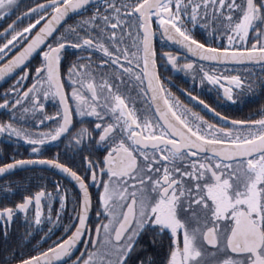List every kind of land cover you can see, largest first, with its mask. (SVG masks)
<instances>
[{
  "label": "snow or ice",
  "instance_id": "obj_1",
  "mask_svg": "<svg viewBox=\"0 0 264 264\" xmlns=\"http://www.w3.org/2000/svg\"><path fill=\"white\" fill-rule=\"evenodd\" d=\"M14 9L0 29V80L12 81L0 140L13 153L0 177L44 167L77 191L3 180L5 201L23 191L0 202V264H264V103L218 110L264 98L251 71L264 73V0H0V18ZM177 73L218 119L172 90Z\"/></svg>",
  "mask_w": 264,
  "mask_h": 264
},
{
  "label": "flooded vegetation",
  "instance_id": "obj_2",
  "mask_svg": "<svg viewBox=\"0 0 264 264\" xmlns=\"http://www.w3.org/2000/svg\"><path fill=\"white\" fill-rule=\"evenodd\" d=\"M21 10H23L25 5L30 6L31 0H19ZM18 14L17 10H13L12 16L5 18H0V29L6 27L7 23L11 22L12 19H15L16 15ZM252 72H254L256 75L252 77L253 80H264V73L261 72L260 66L257 65L255 68L251 69ZM171 80L173 82L174 87H172V90L176 92L177 95H180L181 99L185 102H188L190 106H194V110L200 111L202 115H205L206 119L215 120L218 118L214 117V114L207 112L206 109H203V106L198 104V101H191L190 98L186 97L179 89H183L185 87H191V80L188 78H185L183 73H177L171 76ZM11 80L9 79L7 82H5L3 85L0 86V92H3L4 89L8 87L9 84H11ZM171 86V85H170ZM196 93L200 94L201 98L205 99L206 102L211 103L215 98V92H208L207 89L198 88L195 90ZM244 102L237 103L235 105H228L225 104L224 107L218 108L222 113L229 115L230 117L239 118V117H246L250 113H254L258 110L261 103H264V98H261L260 96L256 95L254 96L252 93H247L245 97L243 98ZM0 149H3V152H0V162H8L9 157L13 154L12 153V146L8 145L7 143L0 140ZM56 153V148L54 146H49L45 152V156H52ZM27 153V146L21 147L18 153H16L17 158H21L22 156H26ZM62 161L69 163L70 165H74V162L72 160H68L65 157H61ZM75 163H78L76 161ZM37 175H41L44 177H48L49 180L47 181L49 183V186L51 185V180L60 179L63 181L65 185H67L69 188H72L73 191H77L75 185L73 182H71L67 177L62 176L59 172L55 170H46L44 167H37L34 169L24 168V169H18L16 170L11 177H0V183H2L3 180L7 179H13V180H24L28 177H32L33 183H44L45 181H36L35 177ZM23 191V187H21L20 192ZM20 192L17 193L16 196H8L7 201L18 199ZM5 201L4 194L0 192V202H7ZM55 207V204H54ZM69 211L66 210L63 214V221L62 223H69ZM45 228H47V225H45ZM23 230V225L20 223V220L14 219L11 225V232H10V241L15 238L18 231ZM63 229L62 227L55 232V235L52 237L53 240H55L58 236L61 235ZM44 235V233H39L32 241V244L27 246L24 251L25 253L30 252L33 246H36L37 240L40 236ZM51 243V241H46L44 243H41L38 245L39 247H47L48 244ZM5 242L2 238H0V248L4 246Z\"/></svg>",
  "mask_w": 264,
  "mask_h": 264
},
{
  "label": "water",
  "instance_id": "obj_3",
  "mask_svg": "<svg viewBox=\"0 0 264 264\" xmlns=\"http://www.w3.org/2000/svg\"><path fill=\"white\" fill-rule=\"evenodd\" d=\"M8 81V80H7ZM7 81H4V80H0V86L3 85L5 82Z\"/></svg>",
  "mask_w": 264,
  "mask_h": 264
}]
</instances>
